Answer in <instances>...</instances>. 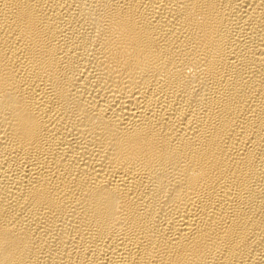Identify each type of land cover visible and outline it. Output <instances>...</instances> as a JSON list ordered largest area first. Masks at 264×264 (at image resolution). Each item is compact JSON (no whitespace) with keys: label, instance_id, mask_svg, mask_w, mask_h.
I'll return each mask as SVG.
<instances>
[{"label":"bare ground","instance_id":"obj_1","mask_svg":"<svg viewBox=\"0 0 264 264\" xmlns=\"http://www.w3.org/2000/svg\"><path fill=\"white\" fill-rule=\"evenodd\" d=\"M0 264H264V0H0Z\"/></svg>","mask_w":264,"mask_h":264}]
</instances>
